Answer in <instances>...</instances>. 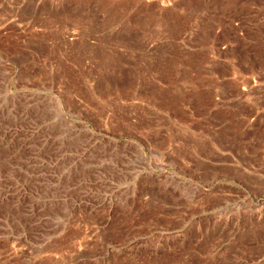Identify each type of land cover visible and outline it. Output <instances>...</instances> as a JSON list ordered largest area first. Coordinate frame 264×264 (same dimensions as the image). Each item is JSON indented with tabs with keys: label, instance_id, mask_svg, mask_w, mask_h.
I'll return each mask as SVG.
<instances>
[{
	"label": "rangeland",
	"instance_id": "374dc122",
	"mask_svg": "<svg viewBox=\"0 0 264 264\" xmlns=\"http://www.w3.org/2000/svg\"><path fill=\"white\" fill-rule=\"evenodd\" d=\"M0 264H264V0H0Z\"/></svg>",
	"mask_w": 264,
	"mask_h": 264
}]
</instances>
